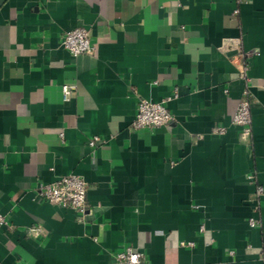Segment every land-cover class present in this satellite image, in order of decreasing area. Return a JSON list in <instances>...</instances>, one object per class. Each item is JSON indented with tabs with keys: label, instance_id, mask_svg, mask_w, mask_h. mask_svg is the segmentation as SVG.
Listing matches in <instances>:
<instances>
[{
	"label": "crops",
	"instance_id": "crops-1",
	"mask_svg": "<svg viewBox=\"0 0 264 264\" xmlns=\"http://www.w3.org/2000/svg\"><path fill=\"white\" fill-rule=\"evenodd\" d=\"M79 26L91 54L61 44ZM140 98L174 120L133 128ZM69 173L88 184L85 213L37 193ZM256 183L264 0H0V264H112L127 246L148 264H264Z\"/></svg>",
	"mask_w": 264,
	"mask_h": 264
},
{
	"label": "built area",
	"instance_id": "built-area-1",
	"mask_svg": "<svg viewBox=\"0 0 264 264\" xmlns=\"http://www.w3.org/2000/svg\"><path fill=\"white\" fill-rule=\"evenodd\" d=\"M238 10H234L236 14ZM239 44V40H234ZM61 44L70 51L73 55L91 54L93 52V45L90 42L89 30L83 26L75 27L66 30L61 39ZM253 52H248L251 54ZM75 89L74 85H63L62 96L64 100L69 98L71 91ZM249 88L243 90L242 98L240 99L237 109L232 117V123L239 126L241 134L247 135L250 132L251 126V99ZM176 96V94H175ZM170 99V98H168ZM167 100L152 101L146 98H140L137 102L136 114L132 121V127L139 128H156L160 126L169 125L174 116L166 106ZM225 129L222 126L213 128L214 133H224ZM102 141L99 136H93L88 140L90 146ZM250 179L253 175L248 176ZM88 184L85 179L75 173H69L58 177L56 180L39 184L37 188L38 195L47 202L59 207L71 208L80 213H85L88 208L87 199ZM264 193L262 185L255 186L256 198H260ZM249 224L256 226L259 224L258 219L249 218ZM7 226V218L0 212V226ZM112 264H148L144 253L132 246H127L123 250L114 255Z\"/></svg>",
	"mask_w": 264,
	"mask_h": 264
}]
</instances>
